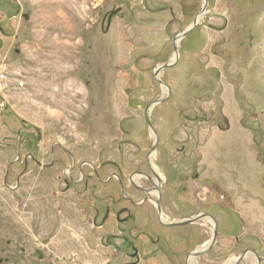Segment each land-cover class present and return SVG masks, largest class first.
Masks as SVG:
<instances>
[{
    "label": "rangeland",
    "instance_id": "obj_1",
    "mask_svg": "<svg viewBox=\"0 0 264 264\" xmlns=\"http://www.w3.org/2000/svg\"><path fill=\"white\" fill-rule=\"evenodd\" d=\"M203 5L0 0V264H177L174 229L108 184L147 185L148 157L164 220L221 223L202 262L264 258V0H209L174 60Z\"/></svg>",
    "mask_w": 264,
    "mask_h": 264
},
{
    "label": "flooded vegetation",
    "instance_id": "obj_2",
    "mask_svg": "<svg viewBox=\"0 0 264 264\" xmlns=\"http://www.w3.org/2000/svg\"><path fill=\"white\" fill-rule=\"evenodd\" d=\"M151 159H152L151 157L146 158V165L150 171V174L139 171L137 172L138 176H141L143 180L148 182L147 185L139 186L134 183L135 184L134 186L132 183L133 176L128 178L129 181L128 184L127 181L123 178L122 170L117 166H112V167H114L117 170L118 176H115L116 174L114 176H111L110 179L108 180V184H110L113 179L118 180L120 186V194L128 203L133 204L135 206H139L138 208H143L146 205L147 206L152 205V212L156 215L159 225L163 226L164 228L174 229V234L177 235L176 241L183 243V248L181 249L182 252L181 255L179 256L180 258L177 257L178 259L177 264H211V263L202 262V260L205 259V257L211 255L214 249L217 247L219 242V236L221 234V227H222L221 223L218 222L215 218H214L215 221L211 220L210 218L207 217V216L211 217L210 215H208V213L199 210L196 211L198 213L197 215L185 216L178 222L169 223L166 220L164 221L161 220L160 215H163V209L161 205L162 196L160 195L158 202H156L157 205L155 206L154 202L152 201V196H153L152 193L153 190H158L161 192L162 187L161 185L156 184L152 178V175H155V173L152 170L153 167L152 169L150 168V165L152 166ZM50 166L52 167L53 163ZM96 176L98 178V175ZM129 185H133L134 188L142 194V199H140V201L136 202L131 197L125 195V189ZM158 205L162 209L161 213L159 211ZM196 217H198L197 220L194 219ZM116 220L119 223L130 222L132 221L131 213L127 208H122L118 212ZM206 224L210 225V227H208L210 231L203 230L204 232L202 234L199 233L197 231L199 228H197L196 226L197 225L204 226ZM233 227L235 228L234 224ZM216 235H217V241L213 245V241L215 240ZM202 239L204 240L202 241ZM156 242H157L156 245L159 246L163 245V242L159 240ZM247 252L249 253L241 263H243L248 258L252 257V259L254 258L255 264H264V258L258 252H254L251 250H248ZM132 256L133 258L136 259V262L134 264H137L139 262L138 251L135 250Z\"/></svg>",
    "mask_w": 264,
    "mask_h": 264
},
{
    "label": "water",
    "instance_id": "obj_3",
    "mask_svg": "<svg viewBox=\"0 0 264 264\" xmlns=\"http://www.w3.org/2000/svg\"><path fill=\"white\" fill-rule=\"evenodd\" d=\"M208 3H209V0H204L203 12L201 13V15H206ZM201 15H200V16H201ZM198 26H199V22H198V20H196V21L194 22V24H193V25H192L187 31H185L184 33L180 34V35L177 37V39H176V48H175V55H176V59H175V60H176V61H178V57H179V54H178V45H177V41H178V39L182 40L185 36L188 35V33H190L193 29L197 28ZM172 66H173V64H168V65H165V66H162L161 68H159V69L156 71V78H157V80H159L158 77H159V74L161 73L162 70L168 69V68H170V67H172ZM159 81H160V80H159ZM160 82H161V81H160ZM161 84H163V83L161 82ZM147 121L149 122V125H150L151 130L153 131L154 135L156 136V140H157V144H158V142H159V137H158L157 131H156L155 127L152 125V123H151V121L149 120V118H147ZM156 146H157V145H156ZM156 146H154L152 153L156 150ZM150 168L152 169V166H151V165H150ZM152 170H153V169H152ZM132 183H133V185L135 186V184H134L133 181H132ZM158 208H159V211H160V213H161L162 209L160 208L159 205H158ZM207 217L210 218L211 220L215 221L214 218H211V217H209V216H207ZM160 219L164 221V219H163V215H160ZM194 219L197 220L198 217H196V218H194ZM216 241H217V235L215 236V240L213 241V245H214V243H215ZM248 253H249V252L244 253L243 255H241V256L238 258V260H237L236 262L232 263V264H240V263L245 259V257L247 256Z\"/></svg>",
    "mask_w": 264,
    "mask_h": 264
},
{
    "label": "crops",
    "instance_id": "obj_4",
    "mask_svg": "<svg viewBox=\"0 0 264 264\" xmlns=\"http://www.w3.org/2000/svg\"><path fill=\"white\" fill-rule=\"evenodd\" d=\"M255 237L259 240V242L255 241V247L256 246L260 247L264 252V233H259L255 231Z\"/></svg>",
    "mask_w": 264,
    "mask_h": 264
},
{
    "label": "bare ground",
    "instance_id": "obj_5",
    "mask_svg": "<svg viewBox=\"0 0 264 264\" xmlns=\"http://www.w3.org/2000/svg\"><path fill=\"white\" fill-rule=\"evenodd\" d=\"M206 15H201V16H199V18H198V22H200V20L202 19V18H204ZM180 42H181V40L180 39H178V41H177V45H178V47H179V44H180ZM176 59V55L174 56V60Z\"/></svg>",
    "mask_w": 264,
    "mask_h": 264
}]
</instances>
